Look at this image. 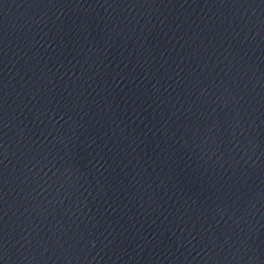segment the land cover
Listing matches in <instances>:
<instances>
[{"label": "water", "instance_id": "obj_1", "mask_svg": "<svg viewBox=\"0 0 264 264\" xmlns=\"http://www.w3.org/2000/svg\"><path fill=\"white\" fill-rule=\"evenodd\" d=\"M0 264H264V0H0Z\"/></svg>", "mask_w": 264, "mask_h": 264}]
</instances>
